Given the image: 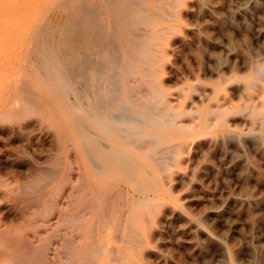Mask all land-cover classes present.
I'll return each instance as SVG.
<instances>
[{
    "label": "rangeland",
    "instance_id": "374dc122",
    "mask_svg": "<svg viewBox=\"0 0 264 264\" xmlns=\"http://www.w3.org/2000/svg\"><path fill=\"white\" fill-rule=\"evenodd\" d=\"M45 2L23 5L20 9L0 7V22L5 23L0 24V55H3L0 85L6 86L12 101L10 110H0V228L24 224L27 236L37 240L29 216L39 204L34 200L46 198V192L49 200L44 215L38 218L40 231L46 235L56 230L50 239L51 254L60 250L67 256L81 237L84 239L87 224L84 221L74 226L64 224L61 213L73 199L84 194L81 191L78 195L85 180V194H89L87 166L94 178L102 172L97 163L102 164L95 157L87 159L69 128L58 129L26 76L25 67L30 65V54L35 50L33 28L45 29L50 21H55L58 27L63 16L69 15L58 3ZM114 3L125 11V48L121 35L101 9V27L106 25V30L104 27L100 30L110 35L112 41L108 52L97 57L99 64L104 60L107 66L98 80L94 78V82L100 83V88L94 86V90L107 99L104 105L103 97H97L109 116L104 125H113L116 134L130 145L131 149L125 150V160L131 161L139 175L133 184L120 188L127 199H134L144 210L142 225L141 222L136 225V230L140 228L139 236L132 240L125 236L124 242L120 227L114 231L116 240L129 249L125 258L115 255V264H264V0H114ZM58 9L60 13L56 12ZM10 30H14V36L19 33L16 39L11 37ZM56 30H52L56 34L53 37H60L61 31ZM138 42L149 45L148 62L145 57L129 59L131 51L139 55V48L134 46ZM5 62L11 64L10 68ZM19 79L27 80L24 85L30 87L22 89L23 81ZM112 89L114 93L125 89L124 102L110 100ZM20 93L22 99L25 97L23 101L18 98ZM71 93V102H79L75 88ZM19 100L32 101L34 108L33 105L25 108L28 101L19 105ZM20 107L24 108L22 114ZM41 108L49 116L44 110L43 116ZM12 111L15 114L11 113V119L8 116ZM5 116L7 119L3 120ZM44 119H51L52 124ZM92 130L95 137L91 136L108 148L106 134L101 129ZM71 137L74 144L72 140L69 143ZM139 152L146 156H138ZM91 160L96 162L95 166ZM145 179L150 186L147 191L143 190ZM33 183L39 187L35 188ZM98 186L92 185L101 194L102 187ZM104 220L109 223V218ZM95 228L93 238L95 233L109 236H106L108 226L102 233L99 226ZM118 242L110 241L112 250H116Z\"/></svg>",
    "mask_w": 264,
    "mask_h": 264
},
{
    "label": "bare ground",
    "instance_id": "6f19581e",
    "mask_svg": "<svg viewBox=\"0 0 264 264\" xmlns=\"http://www.w3.org/2000/svg\"><path fill=\"white\" fill-rule=\"evenodd\" d=\"M41 1H43V0H0V7L4 8V10L5 9L9 10L10 6L11 7L13 6L16 8L18 7L20 9V7H22L23 5H32L34 3L41 2ZM48 1L51 3H54V4L58 3L59 8L62 9V11H63V9L67 10L69 15L67 17L65 15L63 16L64 19L61 21V24H59L58 27L56 26L55 21H50V24L45 29L42 27L39 28L38 26H35L33 28L32 38L35 41L34 42V49L35 50L33 51V53L31 52V54H30V58H31V59H29V61L31 62L30 65L29 66L24 65V64H22V65L27 66V67H25L26 76L28 77L31 85L37 89L36 90L37 92H35V93L37 95H39V97L41 98V101H42L41 104H43L50 111L51 116L56 120L57 125H58V129L61 130L63 128L62 130H65L64 128H69V130H71L73 132L74 136H76V138L78 139L79 148H81L85 151L87 159L89 160V158L92 159L93 157H95L98 159L97 161L101 162L102 166L100 165V163H97V164L100 166V168H102L101 169L102 172L98 176H94V178H93L92 177V171H91L90 167L87 166V168H86L87 173L86 174H87V177L89 179V187L86 189L88 190L89 194H85V190H84V184L86 183L85 179H87V178H85L86 177L85 176L82 178L83 180H85L83 182L84 183L83 186H81L82 183L79 184L81 186L82 190H79L80 193L78 192L79 193L78 195H81V193H82L81 191H84L83 192L84 194H82V196H80L79 198H77L78 197L77 196L76 197L77 199L74 197L75 199H73V201L71 200L72 202L69 204L68 208H66L67 210L62 211V213H61V221L64 224H68V225L72 224L71 226H74L73 224H75L76 222L78 224V223L83 222V221L87 224L86 235L84 236V239L81 237V239H83V241L81 242L80 241L81 239L79 241L75 240L76 243L78 241L79 244H77L74 247V250L71 251L69 253V255H67V256L65 255L66 256L65 257L63 255V254H65V251H63L64 252L63 253V252H59L60 250L54 252V254H51L53 252L50 251V245H49L50 239L53 236V234L56 232V230H53L51 233L46 234V235L42 234V232L40 231L41 224L39 223L38 218L44 215V213L46 211L44 208L48 204L47 200H49V199H47V196L49 197V195H47V193L45 192L46 194L44 193V196L46 198L42 197L41 199L37 200V198H39V197H37L36 198L37 201L34 200V202H38L39 204H38V206H36L37 208L34 207L35 210L33 212L31 211L32 213L30 212L31 214L29 216L30 217L29 223L34 230V234H35V237L37 238V240H35V239L33 240L27 236V234H28V233L26 234L27 226L24 224L20 225L18 227H15V228L14 227L13 228H5V229L0 228V264H115V261H117L115 255H118L120 257L125 258V256H124L126 254L125 252H127V251L129 252V249L127 248L128 247L127 246L126 248L128 250H126L125 244H122V242L119 243L118 242V241H120L119 239L116 240L117 237H116V234L114 231L118 227H120V229L122 230V231L121 230L120 231L123 235V238H124L123 241L124 242H125V236L127 237L128 240L134 239L136 237V235L139 236V234L137 233V230H139L140 228L136 230V225L139 224L140 222L142 225L144 210L141 207H139V203L136 202L134 199H131V200L127 199V197L125 196V191L120 188L121 186H123V184H133L134 179L136 177L139 178V175L135 171L136 168H134V165L131 163V161L125 160V150H128L130 148L129 147L130 145L125 143L124 138H121L116 134V128L113 125H109L107 127L104 125V124H106V117L108 115H107V113H105L103 111L104 110L103 104L105 105L104 102L107 99L104 98L102 95L100 96V93L98 94V92L96 93V90H94V86L96 89L100 88L99 87L100 83L94 82V78H97V80H98V78H99L98 76H102L100 74L103 73L106 69L107 65L103 64L106 61L103 60L102 61L103 63L100 62L101 64H99L97 57L99 59L100 58L99 54H101V53L103 54L104 51L108 52L109 46H110L111 41H112L110 35L106 36V35H104L106 33L103 34L100 30L102 28V31H103V27L106 25L103 24V26L101 27V24H102L101 18L102 17L100 16L99 12L101 11V9H102V11L103 10L105 11L106 18H109V22L114 25L113 28L115 27L117 29V31L119 32V34L121 35V38L123 41V43H122L123 48H125V30L123 29V28H125V11H123L121 8H118V6L114 3V0H46L45 4ZM53 8H54V6H53ZM145 8L146 7H144V9ZM1 11H3V10H1ZM58 11H59V9L56 12H58ZM4 12H6V11H4ZM60 12H61V10L59 11V13ZM15 13H16V11H15ZM39 13H41V12H39ZM64 14H66V12ZM5 15L7 17V14H5ZM101 15H103V13ZM56 16H60V15L56 14ZM47 17H49V16L47 15ZM12 18H13V15H12ZM18 21H19V19H18ZM142 21H143V19H142ZM4 22H6V21H4ZM15 22L16 23H14V24L16 25L17 20ZM159 22H161V21L159 20ZM11 23L13 24V21ZM0 24H2V26H3V24L5 25V23H1V22H0ZM52 25H54V26H52ZM0 27H1V25H0ZM104 28H105L104 29V32H105L106 27H104ZM160 28H162V27H160ZM53 29H54V31H57L56 29H59L61 31V36L57 37L58 36L57 35L56 37H53V35L54 36L56 35V34H52ZM96 29L98 31L95 34ZM119 29L123 30V32L120 31ZM12 31H14V30H12ZM12 31L11 30L9 31L10 34L12 33ZM7 32H8V30H7ZM18 34L16 36H14L12 33L11 37L15 38L18 36ZM46 35H49V37H46ZM147 36H148V34H147ZM14 38H12V39H14ZM153 38L154 37H152V39ZM8 39H9V37H8ZM18 39H20V38H18ZM6 40L7 39H5V41ZM3 44H4V41H3ZM19 45H21V43ZM7 46H8L7 48H10L9 47L10 45L7 44ZM134 46L139 48L138 49L139 55L137 56L136 54H134L131 51L129 54V59L130 60H136L139 57H142V58L145 57L144 59L148 62V59H150V58L147 57L148 52H149V45L147 44V42H138V43H135ZM3 47H1V48L4 49L5 47L4 48ZM95 47H97V48H95ZM11 48H12V46H11ZM153 49H155V48H153ZM7 54H10V53L7 52ZM28 54L29 53L27 52V56H26L27 58H25L26 61L28 59ZM111 54H113V52ZM2 57H3V55H2ZM4 57H5V55H4ZM108 57H110V56L108 55ZM7 58L4 60H8ZM113 58H115V57L113 56ZM11 59H12V57H11ZM14 59L15 58H13V60ZM110 59H111V57H110ZM118 59L120 60L119 57H118ZM114 60L119 61L116 59H114ZM16 61H14V62L16 63ZM150 61H152V60H150ZM12 62L13 61H11V63ZM5 63H7V62H5ZM7 65H8V63H7ZM2 66H3V64H2ZM8 66L10 68L11 64ZM108 66H109V64H108ZM148 67H150V66L148 65ZM113 68H115V67L113 66ZM150 68L152 69V67H150ZM142 69H144V68L142 67ZM107 70H108V68H107ZM122 71H123L122 72V78L125 81V68ZM146 71H147V69H146ZM0 74H1V72H0ZM120 74H121V72H120ZM128 74H131V73H128ZM21 78H23V77H21ZM25 79H27V78H25ZM25 79H23V80L19 79V80L23 81V83H22L23 86L20 84L21 88L26 86V85H27L26 88L30 87L29 86L30 84L24 85V83L27 81ZM141 79L142 78H140V80ZM24 80H25V82H24ZM0 82H1V80H0ZM103 82L105 84L106 81H103ZM13 83H11V84L13 85ZM19 83H20V81H19ZM106 83H108V82H106ZM5 87L6 86H4V85L3 86L0 85V110L1 111L2 110L3 111L8 110L9 108H11L10 106L12 104V101L10 100L9 93H8L9 90H8V92L5 91ZM113 87H110V89ZM18 88H20V87H18ZM24 88H22V89H24ZM33 88H32V90H33ZM72 88L76 89V98L79 100V102H77V103L71 102L70 97L73 94V93H71ZM108 88H109V86H108ZM116 88H117V86H116ZM113 89H112V92H113ZM20 90L21 89H19V92H21ZM27 90H29V89H27ZM11 91H12V89H11ZM13 91H14V89H13ZM98 91H100V90H98ZM103 91H104V89H103ZM29 92H32V91H29ZM21 93H20V96L18 95V98H21V95H22ZM33 94L30 93V95H33ZM124 94H125V89L122 92L114 93L113 96L110 97V100L112 99V100H115L116 102L121 103V101L125 100V99H123ZM23 96H24V94H23ZM33 97L35 98V96H33ZM97 97H100V98L103 97V99H104L103 104H102V101ZM106 97H107V95H106ZM72 98H74V97H72ZM24 99H25V97H23V99L21 98L22 101ZM14 100H16L15 97H14ZM21 100H19L20 101L19 105H21L23 103ZM30 100L31 99L29 98V101ZM26 101H28V100H26ZM26 101H24V103ZM34 101H36V100L34 99ZM74 101H76V100H74ZM28 102H26L27 107H25L24 105H23V107L28 108V105L30 107L31 105L34 104L32 101H31L32 103L29 102V104H28ZM38 102H40V101H38ZM37 104H35V105H37ZM37 107H38V105H37ZM37 107H35V108H37ZM49 107L52 111L49 109ZM17 108H19V107L17 106ZM33 108H34V105H33ZM22 109H24V108L20 107L19 111L21 112ZM39 109H40V107L38 108V112H39ZM12 110L15 111L17 109H14V107H13ZM43 110H44V112H46L45 109H43ZM43 110L41 108V112ZM14 111L10 112L9 116L7 115L8 118L11 117V119H12V115L15 114ZM24 111H26V113H27V110H24ZM29 111H33V109L28 110V112ZM6 112H8V111H6ZM22 112H21V114H22ZM34 112H32V113H34ZM36 112H37V110H36ZM44 112H42L43 116H45ZM11 113H13V114H11ZM26 113L24 112V114H26ZM50 113H47L48 116ZM17 114H19L18 110H17ZM28 114H31V112ZM7 116L2 117V118H4L3 120L7 119ZM48 116L46 118H50ZM25 117H26V115H25ZM52 117H51V119H52ZM14 118H16V117H14ZM27 118H28V116H27ZM51 119L50 120L47 119L50 121L49 124H52ZM0 120L2 121L1 118H0ZM44 120H46V119H44ZM17 121H15V122H17ZM62 125H63V127H62ZM92 128L101 129L106 134V136H107L106 140L108 139V141L110 142V146L108 148H106V146H104L100 142H97L95 140V138H93V137H95V135H92V131H93ZM69 137H67V138H69ZM73 138L74 137H71V139L69 140V143L71 142V140ZM103 138H105V136H103ZM72 141L73 142H71V143L74 144V140H72ZM59 142L60 141H58V144H59L58 150L60 151V154H61V152H62L60 149L61 148L60 147L61 142L60 143ZM67 147H69V146L67 145ZM65 152H66V150H65ZM143 152H145V151H143ZM134 153H136V152H134ZM137 155L141 156V157H145L146 153H142V155L140 153V155L139 154H137ZM62 157H60V159ZM82 158H80V159L82 160ZM85 160H83V162H86ZM132 161H133V159H132ZM92 163H93V161H92ZM95 163L96 162L93 163L94 166H95ZM97 164H96V166H98ZM151 166H153V165H151ZM82 168L84 169L85 167L83 166ZM42 170H44V169H42ZM45 170H47V169H45ZM53 170H54V168L52 169V171ZM99 171H100V169H99ZM42 172H44V171H42ZM46 173H48V172H46ZM49 175H50V173H49ZM81 175H83V174H81ZM44 177L46 178V176H44ZM47 177H48V175H47ZM145 177H146V174H145ZM33 180H37V179H33ZM65 180H67V178H65ZM65 180H63V181H65ZM148 180H149V177H148ZM61 181H62V179H61ZM96 182H98L100 184L99 186L102 187L101 188V194H97L96 191H98V190L96 189V191H95L94 190L95 188L92 187V185L98 186ZM147 182H148L147 180H146V182H144V188H143L144 191L147 188H150V186L148 185ZM36 183H38V181H36ZM91 183H93V184H91ZM8 184H9V182H8ZM31 184H32V182H31ZM40 184L42 185V183H40ZM86 184H85V186H87ZM39 185H38V187H39ZM57 185H59V184L57 183ZM21 186H22V183H21ZM23 186L25 188L26 185H23ZM34 186H35V184H34ZM99 186H98V188L100 189ZM7 187H8V185H7ZM22 187L20 189H24ZM29 187L31 188L33 186H29ZM36 187H37V184H36L35 188ZM53 187L56 188V186H53ZM41 189L43 192L42 187H41ZM11 190H12V188H11ZM24 190L26 191L27 188ZM5 191H7V190H5ZM29 191H31V190H29ZM36 191H38V190H36ZM53 191H51V192L53 193ZM31 192H33V191H31ZM35 193H32V194L35 195ZM24 194H26V193H24ZM29 194H31V193H29ZM53 194H54L53 196H55V193H53ZM7 195L9 196V194H7ZM22 196H26V195H22ZM74 196H75V194H74ZM22 199H25V197L24 198L22 197ZM30 201H28V202H30ZM32 202H33V200H32ZM32 202L29 203L30 206H31ZM34 205H36V204H34ZM31 208H32V206H31ZM48 209H49V207H48ZM29 210L27 211V213L29 212ZM23 213H25V212H23ZM105 218H109V223H108V221L106 222V220H104ZM25 224H26V222H25ZM95 225H96V227H98V226L100 227L99 233H102V231L105 230L108 226L109 231L106 229V231H107L106 236L109 235L108 237H110V236L111 237L108 238V237H104L103 234L101 235V234L95 233L96 235L94 234L95 237L93 238V230L95 231V229H96ZM103 226H104V228H102ZM28 227H29V225H28ZM141 228H143V227H141ZM112 231H113V233H112ZM70 241L71 240H69L68 242H70ZM110 241H115V243L118 242V244L116 246V250H112L111 247H113V246L110 247ZM82 246H83V248H82ZM77 248H78V251H77ZM79 248H80V250H79ZM131 248L134 249L133 247H131ZM121 262L122 261H120L119 263H121Z\"/></svg>",
    "mask_w": 264,
    "mask_h": 264
}]
</instances>
